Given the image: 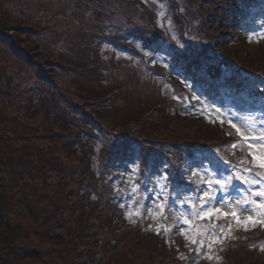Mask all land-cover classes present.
<instances>
[{"label":"trees","instance_id":"1","mask_svg":"<svg viewBox=\"0 0 264 264\" xmlns=\"http://www.w3.org/2000/svg\"><path fill=\"white\" fill-rule=\"evenodd\" d=\"M164 1V19L180 16L175 22L182 24L183 30L179 35L181 44L177 46L181 50L170 48L165 53L170 64L182 59L186 62L185 70L193 75L189 87L203 89L212 100L219 97L217 90H228V86L234 85L238 86V90L242 87V91L237 92L247 93L250 100L258 94L262 95V92L241 85L243 78L225 79L223 74L228 69H233L237 74L234 70L237 64L231 61L227 66L228 63H220L218 57L222 53L220 45L228 39L236 38L238 31H243L236 14L245 12L250 0ZM239 1L242 9L237 6ZM2 2L0 0V263L5 259L7 264L19 261L23 264H39L41 260L46 261V264H74L80 259L81 253L82 258L91 264L93 257L99 253L95 247L97 242H109L114 231L112 227L117 210L112 199L115 194L106 189L109 183L106 177L116 167L117 157L128 154L131 146L140 150L141 191L146 189L145 177L146 181H151L146 182L148 186L153 183L157 162L167 165L170 181L176 186H187L195 191L201 182L196 177L191 178L185 171L188 158L203 154L202 151L214 152L216 157L229 161L233 169L248 167L245 164L244 151L231 152L228 149L226 144L234 140V137H228L223 130L214 129L211 138L201 135L199 140L176 141L166 133L160 135V132L136 134L130 140L125 136V130L120 127L114 126L116 132H112L113 129L102 126L103 131L98 133L108 137V147L116 143V150L111 152L108 148L102 154L98 179H87L93 189L99 190V204L96 207V216H89L85 220V226L81 228V232H86L82 234L86 235V243L82 244L76 254L78 240L82 236L73 234L70 237L71 230L67 223L71 214L85 205L77 190L80 183L71 180V168L64 158L61 159V148L50 140L45 144L41 129L30 123L25 113L30 110L33 96L39 94L38 91L43 87H47L55 92L54 95L60 103L64 101L63 106L73 122L81 119L89 126L99 127L102 118L97 117L96 122L92 123L90 116L82 111L84 108L92 111L95 107H103L98 103L108 97V92L100 93L97 97V93L92 94L93 91L90 90L91 94H87L82 87L78 93L85 101H75L70 96L75 91L63 92V87L58 90L60 86H57V78L60 79L67 73L72 76L73 81L90 84L96 76L92 72L100 67L96 61L103 44L111 43L121 49L127 46L118 41L122 37L130 38L121 31L129 27L121 24H134L136 27L133 31L131 29L130 35L133 39L139 38L148 49L163 46L169 48V38L162 31L153 34L148 27L137 28V24H156L154 17L157 14L152 7L143 5L144 0H67L61 6L59 2L57 4L49 0L37 5L25 4V8H21L23 13L20 11L17 14L6 10L1 5ZM180 8L188 10L184 18L179 14ZM57 22L63 23L64 32L58 31ZM62 39L68 42V48L63 52L56 48L57 43L63 42ZM260 64L259 67L264 68V64ZM21 68L28 71L24 76L21 75ZM258 75L251 72L246 77L256 79ZM260 76L264 77L263 74ZM33 79L30 87L21 90L20 85L24 80ZM95 79L100 80V77L96 76ZM232 80L234 85H231ZM232 94L230 91L231 96ZM18 96L23 101L22 107ZM169 102L176 107L180 106V103L172 100ZM237 102L244 106V101L237 99ZM237 102L236 107L239 108ZM151 110L142 115L139 113L132 119L136 122L135 126L138 124L143 128L152 124L154 120H149L148 113H157L155 120L168 115L164 113V109ZM132 131L135 132V127ZM153 187L147 191L150 196ZM67 230L66 237H69L60 241ZM136 238H141L139 233ZM148 239L157 242L159 237L149 236ZM126 254L128 253L124 256ZM130 254L127 257H133L134 263V256ZM158 258L156 255L151 259V264H160Z\"/></svg>","mask_w":264,"mask_h":264},{"label":"rangeland","instance_id":"2","mask_svg":"<svg viewBox=\"0 0 264 264\" xmlns=\"http://www.w3.org/2000/svg\"><path fill=\"white\" fill-rule=\"evenodd\" d=\"M2 1L1 5L6 10L17 14L26 5H37L49 0H13L14 3L9 2V0ZM51 1H55L57 4L59 2L61 6L65 5L67 0ZM254 1L256 2L253 3L256 4L255 6L260 4L259 7L263 14L257 13L259 9L256 12L251 10L248 21L250 24L248 27L251 29L244 28L243 31H238L236 38L233 37V39L223 42L220 45L222 53L218 54V57L220 63H228L227 66L232 63L231 61L237 64L234 68L237 74L233 69H228L223 74L225 79L243 78L241 85L264 94V77L260 76V74L264 75V68L259 67L261 62L264 64V0H260L259 3H257L258 0ZM143 5L154 9L157 14V17H154L156 24H137V28L148 27L153 34H156V31H162V34L169 38L167 40L169 48L163 46L148 49L139 38L133 39L130 35L136 27L134 24H121L124 27H129L121 31L130 38L118 39L120 43L127 45L124 49L111 43L103 44L96 61L100 67L92 72L93 75L100 77V80L95 79L96 76H94L92 82L86 85L77 80L73 81L72 76L67 73L56 80L57 86H60L58 90L63 87V92L64 90L68 93L76 92L74 95H70L75 101H80V99L82 102L85 101L78 93L82 87L85 88L87 94H91L90 90L93 91L92 94L97 93V97L100 93L108 92V97L98 103L103 107H95L92 111L84 108L82 111L86 116H90L92 123L96 122L97 117L102 118L99 127L97 125L89 126L81 119L73 122L67 109L63 106L64 101L60 103L54 95L55 92L47 87H43L38 91L39 94L33 96L30 110L25 113L27 120L41 129L42 138L46 140L45 144L53 141L59 149L61 148V159L64 158L71 168L69 170V175H72L71 180L80 183V188L77 190L85 205H82V209L77 210L74 214L72 213L71 218L68 219L67 226L71 230L70 237L73 234L82 236L83 233H86L81 232V228L85 226V220L89 216L95 215L96 207L99 204V190L93 189L87 179H98L103 160L102 154L108 148L111 152L116 150V143L108 147L106 145L108 137L98 133L103 131V127L113 129L112 132H116L114 126H118L125 130L124 132L127 134L125 136L130 140L136 134L145 135L146 133L157 132H160V135L166 133L172 140L176 141L183 139L199 140L202 136L211 138L214 129L223 130L228 137L235 139L226 146L232 148L233 144L239 145L237 148H232L231 152L236 149L244 151L246 155L245 164H248L251 171L245 172V166L233 169L232 166L229 167L225 163L226 161H217L213 154L209 155L208 151H202L203 154L188 158L185 172L191 178L196 177L199 182H201L200 176L205 175L202 171L204 167L209 169L206 178L212 177L213 170L222 173L224 177L239 173L241 176L260 179L259 176L252 175L257 172L264 176V171L258 167H251L252 157L248 154V148L243 143V138L228 123L232 121L239 126L243 121L250 123L251 118L254 117L258 127L264 124L262 99L256 104L254 99L253 102L248 101L247 93L237 92L242 91V87L238 90V86L234 85L233 80L231 85L234 86H228L230 90H226L221 95L220 88L219 91L217 90L219 97L213 100L206 95L203 89L190 88L189 81L193 79V75L185 70L186 62L182 59L180 61L175 60L170 64L165 53L166 50L178 48L177 46L181 44L179 35L183 31L181 29L182 24L175 22L180 16L164 19V0H144ZM237 6L242 9L241 1L237 3ZM179 14L184 18L188 14V10L180 8ZM236 17L239 15L236 14ZM62 24V22L56 23L59 32L65 31ZM62 41L56 45V48L61 52L68 48V42L63 39ZM131 49L132 52H130ZM27 72L25 68H21V75L24 76ZM251 72L259 74L256 79L246 77ZM31 81L34 79L24 80L20 85L21 90L30 87ZM230 91L233 93L232 96ZM234 96L238 100L244 101V106L239 105V101L237 102ZM18 98L22 107L23 101L20 96ZM170 100L180 103V106L176 107L170 104ZM236 102L239 108L243 110L236 107ZM152 107L153 109H164V113H168V115L166 117L163 115L160 120H155L158 116L157 113L153 115L148 113L150 115L149 120H154L152 124L143 128L139 127L138 124L135 126L136 122L132 119H135L139 113L142 115L150 111ZM127 121L128 123H126ZM134 127L135 132L133 133L131 130ZM95 135L96 137H94ZM139 152L138 148L131 146L128 154L117 157L116 167L106 177L109 181L106 189L115 194L112 199L117 210L112 227L114 231L109 242L105 244L100 241L97 242L95 247L99 253L93 257L91 264H151V259L155 258L156 255L159 256L157 261L160 264H264V215L259 216V222L255 226L249 224L247 230H245L243 223L237 225L231 215L216 214L211 220L208 218L201 219L197 215L201 212V202L198 198H194L199 195L197 192L192 191L187 186H176L174 182L170 181V178L166 191L160 192L154 174V184H151L154 187L150 196L147 191L151 186H148L146 182L150 183L151 181H146L147 177H145L146 189L140 190L139 182L142 174ZM66 163L65 165H67ZM165 165L157 162L154 173L163 174L167 172L169 174ZM134 167L135 171L133 170ZM193 173H199V176L193 175ZM215 178L220 177L216 176ZM232 183L234 185L231 189L232 198H238L242 194L247 195L246 189L243 193H238L235 190L244 188L239 181L234 179ZM200 186L204 187L202 183ZM256 187H260V185ZM229 203H232L231 199ZM160 204H163V212L157 207ZM208 207L211 208L213 205L210 204ZM221 211H237V206L232 204L230 209L221 207ZM249 214L247 212L241 214L239 220L245 221ZM252 214L254 215V213ZM230 221L231 224H229ZM76 223L78 224L76 225ZM221 227L224 229L222 241L213 242L208 232L216 233L219 236L221 235ZM158 229L162 230V234H158ZM67 233L68 230L64 232V237L60 241L69 237H66ZM138 233L141 236L140 239L136 238ZM149 236H158L159 239L157 242L151 241L148 239ZM201 238L205 241L203 245L199 243ZM193 239L197 243H192ZM83 243H86V235L79 238L76 254L80 251ZM126 249L128 250L126 251ZM125 253L133 254L134 263L132 262L133 257H127L128 254L124 256ZM208 257L212 258L209 259ZM79 258L74 264H90L82 258L81 253H79ZM31 262L33 263L34 260ZM38 263L46 264V261L41 260ZM0 264H7V261L4 259ZM15 264L23 263L19 261Z\"/></svg>","mask_w":264,"mask_h":264},{"label":"snow or ice","instance_id":"3","mask_svg":"<svg viewBox=\"0 0 264 264\" xmlns=\"http://www.w3.org/2000/svg\"><path fill=\"white\" fill-rule=\"evenodd\" d=\"M163 15V13H161ZM196 98V97H194ZM264 105V99L261 101ZM217 112L219 110L217 109ZM223 123V121H221ZM231 128L235 129L236 133L243 138V143L248 148V154L252 157L251 167H258L261 171H264V124L259 127L255 123L254 117L251 118V122L243 121L241 125L229 121ZM239 145L233 144L232 148H237ZM227 163V162H225ZM167 167V165H165ZM135 171V167L133 168ZM204 176H200V181L204 187L199 185L195 191L199 194L197 197L201 202V212L198 213L199 218H208L211 220L216 214L220 215H231L234 218V222L239 225L243 223L245 225V230L249 224L255 226L259 222V216L264 215V176H261L260 172L252 174L253 176H259L260 179H253L251 176H241L239 173H233L228 177H224L222 173L213 170V175L211 178H206L209 174V169L204 167L202 169ZM245 172H250L251 168L246 167ZM156 180L155 182L160 188V192L166 191L168 187L169 174L164 172L160 174L159 172L154 173ZM193 175H198L199 173H193ZM219 176L220 178H215ZM239 181L241 185L244 186L243 189H235L238 193H243L247 190V195H240L238 198L231 197V189L234 187L232 181ZM164 182V183H161ZM260 185V187H256ZM159 195V193H158ZM259 198V199H256ZM231 199V204L229 200ZM212 204L213 207L209 208L208 205ZM232 204L237 206V211H221V207L230 209ZM220 205V206H216ZM161 212H163V204L157 205ZM250 213L245 221H240L239 216L243 213ZM254 213V215L252 214ZM232 222L230 221L229 224ZM207 231V229H205ZM224 229L221 227V235L217 236L216 233L208 232V235L212 238L213 242H219L223 239ZM158 234H162V230L158 229ZM204 239L201 238L199 243L203 245ZM192 243H197L193 239ZM198 251V250H197ZM211 259L212 257H208Z\"/></svg>","mask_w":264,"mask_h":264}]
</instances>
